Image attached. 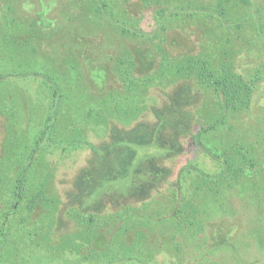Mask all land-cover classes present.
<instances>
[{
    "label": "trees",
    "instance_id": "trees-1",
    "mask_svg": "<svg viewBox=\"0 0 264 264\" xmlns=\"http://www.w3.org/2000/svg\"><path fill=\"white\" fill-rule=\"evenodd\" d=\"M258 1L0 0V264H220L197 218L225 213L239 178L252 200L259 187L264 133L245 120L264 83ZM189 36L194 50L169 51ZM168 116L214 171L190 160L167 180L182 151L162 138ZM83 149L60 187L55 170Z\"/></svg>",
    "mask_w": 264,
    "mask_h": 264
},
{
    "label": "rangeland",
    "instance_id": "rangeland-1",
    "mask_svg": "<svg viewBox=\"0 0 264 264\" xmlns=\"http://www.w3.org/2000/svg\"><path fill=\"white\" fill-rule=\"evenodd\" d=\"M258 2L259 4H261L260 0ZM262 3L264 4V0ZM144 17L145 18L142 22L143 24L149 21V13L144 14ZM246 31L248 33L249 30L246 29ZM177 34L179 33L172 32L167 34V37L173 39V37H175ZM188 38L189 39L186 38V40H182V38L179 37L177 45L172 43L171 46H168L169 51L176 53L177 50H182L184 52L188 51L189 49L190 51L194 50L192 47L193 43L191 41L192 37L189 36ZM180 41L183 43H181ZM169 43L170 42L167 39L166 44ZM253 47V49L256 50V47ZM253 54L254 53L252 51L249 52L245 49L238 54V57L241 59V61L243 60V66L245 65V67H250L256 64L254 60L249 59ZM259 55H261L260 62L264 63V51L262 52V54L259 53ZM178 85V89L181 92L183 87L180 86L182 84L178 83L175 87H178ZM259 85L260 86L258 87V89L254 91L252 108L249 112H247L245 120L248 122L251 121L250 123H260L261 127L258 128L256 132L260 131L263 134L264 121L261 117L255 120L256 115L259 116L260 112L264 109V83H261ZM196 96L198 97L199 95ZM185 97H187V91L186 93H181V99L184 100ZM188 100H184L183 104H187L189 106L194 105L196 103L195 94L193 96H190ZM161 107H163V105ZM148 114L150 115V113ZM251 116L252 119L250 120ZM144 118V120H148V122L151 124H153L156 120L157 122L160 120V118L158 117H153V120H151L152 117H147V114H145ZM180 118L187 122L186 118H184L182 115ZM168 119V125H162L165 126L164 129H162V138L165 139L166 142L169 144L172 142H177L178 144L180 143L179 145L182 151H180L179 154L172 155L171 157L164 159L171 173L167 180L171 181L175 176V173L177 172L178 168L190 160L199 161L209 172L214 171V164L211 163V161H209L207 157H204L201 151L194 150L195 147L191 145L190 138L187 137L188 133L184 132L183 130V128L186 127V123L181 120V123H178L179 121L176 122V120H172V118H170L169 116L166 118V120ZM171 121L172 123L170 124L169 122ZM4 123L5 118L0 115V140L1 136L5 132ZM234 124L235 131L232 132L233 134L240 135L242 133V130L246 128L245 122H240V119H237V122ZM90 130L87 132L89 140L96 142L97 139L100 138L98 136L100 129ZM254 147L256 157H261L262 153L258 151L260 149V146L257 144L254 145ZM86 152L87 150L85 149L81 151H76L75 153H71L68 159H62V164H60L55 170L56 182L59 184L60 187L68 185V180L75 177V173L79 169L80 165H82L83 163L85 164L84 159L86 156ZM257 170L258 171L254 174V178L255 180L257 179L256 182L258 183L259 187L253 194L254 200L250 199L246 195H241V193L237 192V188L242 187L241 184H243L244 182L245 177H242L239 178L236 183V193L234 198L229 199L227 194V203H229L230 206L224 201L227 210L225 211V213H222L221 215L218 213L217 215H213V213L211 212L208 214L207 219L205 214L202 215L203 218H197L201 226V230H199L201 232H199L198 236H201L203 237L202 239L206 240L205 250L208 252V255L214 258V260H216V262L220 264H264V219H260V216L263 215L264 211V157L263 160L258 159ZM160 188L163 189L162 184ZM84 196L86 195L83 194L81 197H79L81 202H84ZM230 215L231 217H229ZM218 244L220 246H218ZM185 250L187 252H190V248L188 247H186ZM187 260L188 262H184V264L192 263L191 256H189Z\"/></svg>",
    "mask_w": 264,
    "mask_h": 264
}]
</instances>
